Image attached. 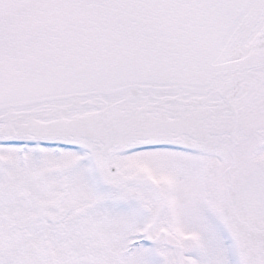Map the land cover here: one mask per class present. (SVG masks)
Listing matches in <instances>:
<instances>
[{
  "label": "snow or ice",
  "instance_id": "1",
  "mask_svg": "<svg viewBox=\"0 0 264 264\" xmlns=\"http://www.w3.org/2000/svg\"><path fill=\"white\" fill-rule=\"evenodd\" d=\"M0 264H264V0H0Z\"/></svg>",
  "mask_w": 264,
  "mask_h": 264
}]
</instances>
